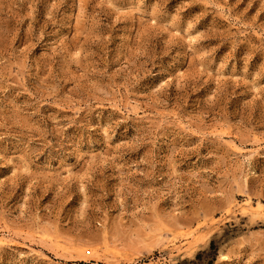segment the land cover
I'll return each mask as SVG.
<instances>
[{
  "label": "rangeland",
  "instance_id": "374dc122",
  "mask_svg": "<svg viewBox=\"0 0 264 264\" xmlns=\"http://www.w3.org/2000/svg\"><path fill=\"white\" fill-rule=\"evenodd\" d=\"M0 237V264H264V0H0Z\"/></svg>",
  "mask_w": 264,
  "mask_h": 264
},
{
  "label": "trees",
  "instance_id": "16d2710c",
  "mask_svg": "<svg viewBox=\"0 0 264 264\" xmlns=\"http://www.w3.org/2000/svg\"><path fill=\"white\" fill-rule=\"evenodd\" d=\"M218 247L215 244V241L212 242V246L210 250L208 251V257H210V260L207 264H214L216 260V255H217ZM202 255V253L199 254V257ZM193 264H197L196 262H193Z\"/></svg>",
  "mask_w": 264,
  "mask_h": 264
},
{
  "label": "bare ground",
  "instance_id": "6f19581e",
  "mask_svg": "<svg viewBox=\"0 0 264 264\" xmlns=\"http://www.w3.org/2000/svg\"><path fill=\"white\" fill-rule=\"evenodd\" d=\"M0 241L3 242V240L1 239V237H0ZM4 241H5V240H4ZM222 253H223V252L221 251V255H223V257H224V256H225V255H224V254H225V251H224L223 254H222ZM221 255H220V256H221ZM221 258H222V257H220V259H221Z\"/></svg>",
  "mask_w": 264,
  "mask_h": 264
}]
</instances>
